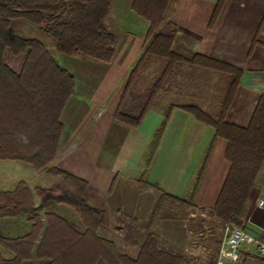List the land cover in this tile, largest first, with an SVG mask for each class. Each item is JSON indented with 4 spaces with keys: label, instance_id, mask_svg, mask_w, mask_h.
Returning <instances> with one entry per match:
<instances>
[{
    "label": "trees",
    "instance_id": "16d2710c",
    "mask_svg": "<svg viewBox=\"0 0 264 264\" xmlns=\"http://www.w3.org/2000/svg\"><path fill=\"white\" fill-rule=\"evenodd\" d=\"M130 1L132 10L147 20L148 27L142 55L117 104V120L138 125L158 93L167 90L163 80L174 69L215 71L228 79L214 114L197 104H169L165 119L172 107H181L211 126L214 134L189 195L181 198L162 192L157 210L170 201L180 208L206 211L209 220H202L211 231L225 224L243 226L247 204L264 162V94L258 96L246 125L227 120L242 70L199 52L187 57L174 51L177 25L165 18L170 0ZM112 3L113 0H0V159L19 160L35 172L45 170L61 177L54 188L32 189L19 180L12 190L0 191V219L25 216L29 221V230L22 235L0 234V264H26L32 260L38 264H191L181 251L160 247L152 231H147L139 246L133 245L131 253L123 248L122 241L116 243L102 235L105 213L90 203L87 180L51 165L63 130L61 114L74 92V74L61 66L42 42L16 33L13 22L22 19L38 26L51 37L59 53L110 62L117 43L107 24ZM221 3L218 0L217 6ZM6 52L21 56L18 69L6 62ZM149 56L163 60V69L145 93H134L130 86ZM162 130L163 126L155 141ZM217 138L226 143L224 157L229 168L214 204L202 207L194 199ZM50 204L66 207L75 219L50 210ZM212 240L217 250L220 239ZM214 261L215 258L210 263Z\"/></svg>",
    "mask_w": 264,
    "mask_h": 264
},
{
    "label": "rangeland",
    "instance_id": "374dc122",
    "mask_svg": "<svg viewBox=\"0 0 264 264\" xmlns=\"http://www.w3.org/2000/svg\"><path fill=\"white\" fill-rule=\"evenodd\" d=\"M225 1L222 0V3H225ZM111 10L107 16V24L115 33L118 43L120 39L118 27L123 22L117 20L114 11ZM166 12L165 18L168 19L169 15H166ZM218 13L219 9L214 11L212 17H215ZM137 22H139L138 24L143 22L147 26V20L140 15L133 14L127 20H124V23H129L131 26H137ZM12 27L19 35L42 42L57 62L74 74V92L66 103V109L64 108L67 110L66 114L70 117L63 125V132L65 135H74L79 130L80 117L86 119L91 125H97L95 126L97 135L83 138L81 149L78 150V153L81 154L80 161L83 167L80 174L85 173L84 175H86L88 181L98 184L100 188L107 189L106 200L109 204L112 205L115 201H124L128 210L134 211V213H126V208L118 206V203L112 205L111 208L109 204L107 206L106 202L101 201L100 198L94 200L93 203H96L98 208L105 207L107 210H112L113 213L114 209L121 210V217H116L115 221L108 223L109 228L100 232L104 236H116L119 242L122 241L121 244L128 246L126 248L128 249L127 252L131 253L134 249L133 245L139 246L147 231H152L157 237L160 247L181 251L191 264H211L210 261L214 260L218 250V247L217 250H214L212 238L221 241L224 225L217 226L211 231L207 226V222L202 220V218L209 220L208 215L206 211L200 208L195 210L188 207L180 208L169 203L170 201H166L160 210H157L156 205L162 192H169L175 196L183 194L178 188L171 190L173 181L178 177L182 179L188 177L194 163V161L191 163L187 158L190 154L189 149L195 146L193 142L195 139L193 138L192 142L188 140L191 144L189 147L188 141L186 143L185 139L180 138L184 136V131L188 129V125L183 126V123L187 122L190 117L196 118L192 111L181 107H172V111L174 108H178L177 110L190 114V117L177 115L180 113H174L170 110L165 119L169 104H197L200 108L214 114L218 109L219 102L223 99L228 84L227 76L209 70H190L186 68L177 71L174 69L170 73V77L163 80V85L167 90L164 93H158L156 100L147 110L141 122L136 126H131L120 122L115 117L117 104L128 83L130 74L124 80V86L121 85L119 92L114 91L115 89L112 90L116 101L112 106H107L106 103L102 104L100 100L104 97V95H101L102 90H111V87L116 88L120 85V82H123L120 78H117L123 74V69L111 70L113 59L118 50L117 43L112 61L99 63L84 59L80 55L68 56L57 52L51 37L40 30L38 26L27 23L25 20H15ZM260 37L262 35H258V38ZM122 49L121 62L126 66L134 54L140 50V47L130 44L127 48ZM141 55L142 51H139V56L132 68L136 66V62ZM4 58L13 69L19 68L21 56L13 57L9 52H6ZM115 63H119L118 60ZM119 65L121 68V63ZM163 66V60L149 56L139 75L133 79L130 86L133 88L131 89L132 92L142 91L145 93L158 78ZM252 85L258 90L257 92H264V77L254 83L252 82ZM239 86L240 83L236 87L234 97L226 113V119L229 121L244 119L246 115L249 116L252 111V108L249 109V105L256 98L251 91L249 93V91L243 90V92L240 91V94H236ZM95 88H98L99 95L95 93ZM76 105L79 106V114L75 112ZM61 120L64 121L62 118ZM161 126H163V130L155 141L156 133ZM198 127L193 128L195 129L193 136H199V141L209 142L212 139V128ZM161 136H164V139H160ZM159 139L162 141L161 144ZM94 155H96V159L94 168H92L91 163ZM202 163L203 161L198 170L201 168ZM263 167L264 162L258 175L259 180L264 178ZM39 172L40 174H37L22 161L0 159V189L10 187L12 183L19 179L24 180L32 189L35 185L52 186V176H48L45 170ZM58 178L61 179L59 176ZM108 207L110 208L108 209ZM153 212L157 213L153 215ZM77 225L79 226V224ZM31 264L38 263L32 261Z\"/></svg>",
    "mask_w": 264,
    "mask_h": 264
},
{
    "label": "crops",
    "instance_id": "0c3cea01",
    "mask_svg": "<svg viewBox=\"0 0 264 264\" xmlns=\"http://www.w3.org/2000/svg\"><path fill=\"white\" fill-rule=\"evenodd\" d=\"M217 4L218 0H170L166 9V15H169L167 20H172L177 25V35L172 48L177 53L187 57L192 56L196 52L206 54L215 59L232 64L242 70L239 81L240 86L236 94H240V91L243 92V90H245L247 92L249 91V93L253 92V95L256 98H254L249 105V109L252 108L249 116L246 115L244 119L232 122L239 125H246L253 112L257 96L264 94V92H257L258 90L254 88V85H252V82L254 83L264 77V0H226L225 3L223 2L219 6H217ZM111 8L112 10H110L114 11L117 20L123 22V24L120 23V26L118 27L120 31V39L117 43L118 50L116 56L114 55L115 57L113 59L111 70L114 71L123 69V74L117 77L123 82H120V85L116 88L111 87V90H102L103 93L101 95H104V97L100 100L102 101V104L106 103L107 106H112L113 103L116 102L114 100L115 94L112 90L115 89L114 91L119 92L121 85L124 86V80L130 74L132 65L139 56V51L141 52L144 47L145 34L148 27V22L147 26L143 22L142 24H138L139 22H137V26H131L129 23H124V20H127L130 15H138L132 10L130 0H113ZM217 9H219V13L216 14L215 17H212L214 11H217ZM130 28H133V30ZM258 35H262V37L258 38ZM254 38L255 43L253 42ZM130 44L139 46L140 50L135 53L129 63L124 66L121 62V53L123 52L122 48H127ZM114 60L115 62L118 60L119 63H115ZM120 63L121 68L119 65ZM94 90L95 93L99 95L98 88H95ZM65 109L61 114V118L65 121H62L63 125L70 117L66 114L67 110ZM177 109L178 108H174V110L171 111L174 113L179 112L180 114L177 115H186V117H190V114H186ZM78 111L79 106L76 105L75 112ZM187 125L188 129L184 131L185 134L180 139H185L186 143L188 140L192 142V139H195V141H193L195 146L189 149L190 154L187 158L191 163L194 161V165L192 164L193 168L191 169L188 177L185 179H182L181 177L176 178L171 187V190L178 188L181 192H183L182 195L177 196L181 198L186 197L190 193L198 168L203 161L208 144L211 142L210 140L205 143L203 140L199 141V136H193V132L195 130L193 129L194 127L199 126L200 128H206L211 126L191 117L187 122L183 123V126ZM95 126L97 125H91L86 119L80 117L78 122L79 130L76 131L74 135L71 136L67 133V135H65L62 130L58 151L55 160L53 161V165L87 180L88 178L86 179V175H84L85 173L80 174V170L83 169V167L81 166L80 161L81 154L78 153V150L81 149L83 138L85 139L87 136L94 137L97 135V129ZM213 134L214 129L212 128L211 138L213 137ZM160 139H164V136H161ZM160 139L159 141L161 144L162 141ZM190 142L188 141V144H190ZM225 145V141L221 138H217L214 142L213 148L211 149L210 155L206 161V166L194 199L198 206L209 207L212 206L216 200L222 181L229 168V164L224 157ZM190 146L191 144L189 147ZM95 159L96 155H94L92 159V168H94ZM37 174H40V172H37ZM50 175L51 174H48V176ZM51 176L53 180L52 186L46 185L40 187L54 188L60 178L56 175ZM19 180L12 183L10 187L0 189V191L12 190ZM87 182L91 190L90 203L97 206V204L93 203V201L100 198L101 201L103 200V202H106V205L108 206L109 202L106 200L107 189L100 188L98 184L96 185L91 183V181L87 180ZM36 186L39 185H35V187ZM115 203H118V206H121L122 208L125 207L126 211H124L126 213H134V211L128 210L124 201H115ZM115 203L112 205H115ZM109 205L112 208V205ZM110 207H108V209ZM64 208L67 209L66 207L56 204L49 205L50 210L57 212L61 216L67 217L68 219H75L74 214L70 212V210H65ZM102 209L105 211V225L101 231L109 228L108 223H112L116 217H121V210L114 209L115 211L113 213L112 210H107L105 207H102ZM42 213L43 212H41V214ZM243 227L264 241V178L263 180L258 179L252 190L251 198L247 204V210L244 216ZM28 230L29 221L25 216L0 219L1 235L17 236L26 233ZM106 237L113 239L116 243H119L114 235L111 237L110 235H107ZM123 248H127L125 247V244ZM32 261H29L26 264H31ZM243 264H264V261L248 259Z\"/></svg>",
    "mask_w": 264,
    "mask_h": 264
},
{
    "label": "built area",
    "instance_id": "2783aa9c",
    "mask_svg": "<svg viewBox=\"0 0 264 264\" xmlns=\"http://www.w3.org/2000/svg\"><path fill=\"white\" fill-rule=\"evenodd\" d=\"M264 260V241L243 226L226 224L213 264H243Z\"/></svg>",
    "mask_w": 264,
    "mask_h": 264
}]
</instances>
